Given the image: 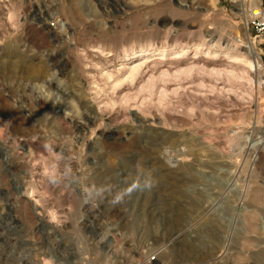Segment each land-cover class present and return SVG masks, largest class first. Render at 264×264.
<instances>
[{
    "label": "rangeland",
    "instance_id": "374dc122",
    "mask_svg": "<svg viewBox=\"0 0 264 264\" xmlns=\"http://www.w3.org/2000/svg\"><path fill=\"white\" fill-rule=\"evenodd\" d=\"M258 6L0 0V264H264ZM195 47L239 73L127 78L132 52Z\"/></svg>",
    "mask_w": 264,
    "mask_h": 264
},
{
    "label": "bare ground",
    "instance_id": "6f19581e",
    "mask_svg": "<svg viewBox=\"0 0 264 264\" xmlns=\"http://www.w3.org/2000/svg\"><path fill=\"white\" fill-rule=\"evenodd\" d=\"M256 10L257 9H253L254 12H256ZM245 47H246V54H247V56L245 58V63L248 65L249 68H253L254 70L259 71L260 63H259L258 55H257L255 49L253 48V46L251 45V43L249 41L245 42ZM198 49L199 48L195 47L194 48V51H195L194 54L192 56L190 55L189 57L187 55H185L186 51L184 50V48L180 49L179 51L172 53L171 55H173V56L170 55L171 57H168L167 59H165V61H162L163 51L160 54V58H157V57L155 59L151 58V60H147V59L149 58L148 55H150V53H152V52H138V53L132 52L129 54V57L125 58L124 60H126V59L127 60H133V58L134 59L138 58V59L135 61L133 60L134 61L133 65H130L128 68H126L127 72H128L127 78L134 81V80H137L139 78V76H142L141 74H146V72H149L152 70L153 71H159V73H161L162 75H167L168 72L171 70L175 71L176 73H179V74H184V75L189 74L190 75L192 72H194L196 69H198L201 66H210L211 69L215 70L216 72H222L224 70V68H227V69H229L227 71L229 73H231L232 75H235V76L239 73L240 65L238 64V62H236L238 60L237 55L234 56L232 54H229L228 51H224L223 52L224 56H223V55H220L219 53H217L216 50H214L213 52H210L209 57H207L208 55L207 56H197L196 54L198 52ZM180 58H182V59H180ZM225 58L229 59L230 61L223 65L222 62H224ZM222 67H224V68H222ZM227 71H225V72H227ZM159 73H158V75H159ZM108 76H110V75H108ZM160 78H162V77H160ZM146 79H148V78H146ZM151 79H150V81H151ZM149 86H150V84H149ZM199 86H201V84H198V87ZM202 86H203V84H202ZM81 101H82L81 104L83 107H85L88 111H90V113H95L96 109H95V107H93V105L91 103H89L85 99L84 100L82 99ZM55 112H54V114H56ZM52 114H53V112H52ZM60 114H58V115H60ZM233 138L235 140V137H233ZM197 140H199V139H197ZM196 157H197V155H196ZM180 160H181V158L174 159L175 163L177 161L179 163ZM180 163H183V162H180Z\"/></svg>",
    "mask_w": 264,
    "mask_h": 264
},
{
    "label": "built area",
    "instance_id": "2783aa9c",
    "mask_svg": "<svg viewBox=\"0 0 264 264\" xmlns=\"http://www.w3.org/2000/svg\"><path fill=\"white\" fill-rule=\"evenodd\" d=\"M256 9V12L253 10L251 11L250 25L257 40L264 44V9L260 6H258ZM156 256L157 253L149 254L147 256V261L149 263L155 262L157 260Z\"/></svg>",
    "mask_w": 264,
    "mask_h": 264
},
{
    "label": "clouds",
    "instance_id": "9594fccd",
    "mask_svg": "<svg viewBox=\"0 0 264 264\" xmlns=\"http://www.w3.org/2000/svg\"><path fill=\"white\" fill-rule=\"evenodd\" d=\"M146 186L150 187L151 185L150 184H147ZM133 187H137V185H133ZM130 191V190H129Z\"/></svg>",
    "mask_w": 264,
    "mask_h": 264
}]
</instances>
